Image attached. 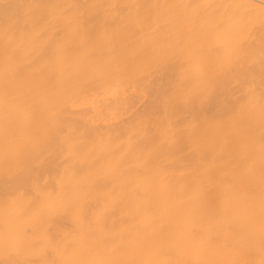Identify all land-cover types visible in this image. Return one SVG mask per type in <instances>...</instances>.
<instances>
[{"label":"bare ground","instance_id":"bare-ground-1","mask_svg":"<svg viewBox=\"0 0 264 264\" xmlns=\"http://www.w3.org/2000/svg\"><path fill=\"white\" fill-rule=\"evenodd\" d=\"M0 264H264V0H0Z\"/></svg>","mask_w":264,"mask_h":264}]
</instances>
